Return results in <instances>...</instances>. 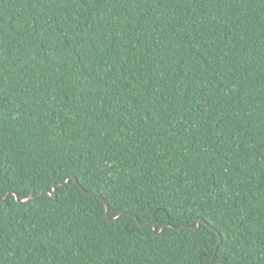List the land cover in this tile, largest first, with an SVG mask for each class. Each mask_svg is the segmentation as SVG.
<instances>
[{
  "label": "trees",
  "instance_id": "obj_1",
  "mask_svg": "<svg viewBox=\"0 0 264 264\" xmlns=\"http://www.w3.org/2000/svg\"><path fill=\"white\" fill-rule=\"evenodd\" d=\"M0 176V264H264V0H0Z\"/></svg>",
  "mask_w": 264,
  "mask_h": 264
},
{
  "label": "snow or ice",
  "instance_id": "obj_2",
  "mask_svg": "<svg viewBox=\"0 0 264 264\" xmlns=\"http://www.w3.org/2000/svg\"><path fill=\"white\" fill-rule=\"evenodd\" d=\"M189 2L194 3L195 0H189ZM50 179L52 180L53 185L59 184L63 185L64 187L72 185L73 181L79 183V181L76 180L74 174L54 175L53 177H50ZM5 183L6 181L4 180V178L0 176V206L6 204L10 196L13 197L17 202H20L21 195H24L23 203L28 204L31 203L33 198H39V196L35 195V188H33L32 192L25 195L22 191L5 188ZM101 199H103L105 204H107L108 207L112 210H115V207L119 206V202L116 200H111V202H109V199L103 196L101 197ZM121 211H123V209H121ZM222 242L223 241L221 240L220 243ZM214 247L216 249L215 252L212 251V248L209 247L208 244H205L203 247H201L197 254V264H227L228 257L221 252L220 244H215Z\"/></svg>",
  "mask_w": 264,
  "mask_h": 264
},
{
  "label": "water",
  "instance_id": "obj_3",
  "mask_svg": "<svg viewBox=\"0 0 264 264\" xmlns=\"http://www.w3.org/2000/svg\"><path fill=\"white\" fill-rule=\"evenodd\" d=\"M79 184V183H78ZM79 186L84 190V188L79 184ZM88 193H90V194H92V195H95V196H98L100 199H101V195H99V194H97V193H95V192H91V191H87ZM43 193H48V194H55L56 193V190H55V187L53 188V189H51L50 191L49 190H42L40 193H39V195H42ZM24 199H21L20 198V202H22ZM103 202H104V200L103 199H101ZM104 204H105V202H104ZM109 207H108V205L107 204H105V212H106V217H107V219L108 220H110V221H114V220H116V219H119L120 217H121V215L123 214H119V215H117V216H115V217H111L110 216V213H109ZM135 218H136V222L137 223H139L138 222V218L135 216ZM201 221L199 220L198 222H196V225H195V227L194 226H189V225H185V227H188V228H192V229H197V228H199L198 226H199V223H200ZM139 224H141V225H144V226H149V225H151V226H153V231H154V233H156V234H161L162 233V231H163V229H164V226H162L159 230H157V226L155 225V224H153V223H151V222H145V223H139Z\"/></svg>",
  "mask_w": 264,
  "mask_h": 264
}]
</instances>
